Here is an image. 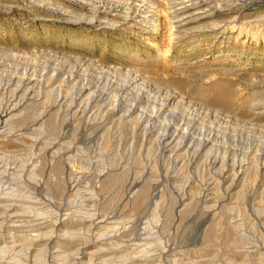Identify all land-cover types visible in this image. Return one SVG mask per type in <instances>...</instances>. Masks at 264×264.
Wrapping results in <instances>:
<instances>
[{"label": "bare ground", "instance_id": "obj_1", "mask_svg": "<svg viewBox=\"0 0 264 264\" xmlns=\"http://www.w3.org/2000/svg\"><path fill=\"white\" fill-rule=\"evenodd\" d=\"M22 1L27 8L41 9L46 19L86 22L98 29L115 28L118 24L138 27L144 33L160 29L158 28L159 20L156 18L158 14L155 15V4L160 0H73L75 4L67 0ZM164 1L168 6V25L176 35L202 29L204 32L220 36L228 29H241L242 24L236 18L228 21L210 19L207 23L202 22L216 12L217 6L212 4V0ZM149 45L155 46L156 43L152 42ZM136 81L135 78L126 79L123 82L125 84L122 83V85L126 88H136ZM51 93L56 94L53 100L50 99ZM7 94L8 96L5 97ZM125 95H116L108 88L100 89L98 84L81 82L76 73L65 75L64 72L55 71L46 66L39 71L28 67L19 72L7 74L0 62V115L7 117L3 125H0V155H3L0 156V217L1 219L4 216L15 218V220L26 222L28 224L26 227H31L27 230L28 238L25 237L29 245L25 248L27 252L37 250V246L42 243L45 245L46 242H41L42 240L72 241L73 247H76L74 254L68 252L72 255H69L71 264H108L113 258L116 264H143L148 263L149 260L158 261L157 258H160V264H178L180 260L176 258V254L169 252V230L177 220L181 222L183 214L190 209L191 204L186 202L187 194L185 193L193 190L198 191L195 194L198 199L203 196L202 211H209L217 220L221 212L226 215V221L216 223L218 225L215 231H218V235H215L214 242L222 232L229 233L233 235L230 246L235 248L234 253H244L249 249L246 244L251 235L249 236L248 233H251L256 225L260 229L258 239L262 241L264 239V184L258 194L259 197L250 204L244 203L236 211L237 208L235 206L236 209H234L232 203L235 204L234 196L243 195L242 197L245 198L248 193H254V189H251L249 185L244 187V181L253 168L255 175H264V156L260 161L252 164V159L248 157L237 160L235 156L229 159L224 154H212L213 156L204 157L200 172L205 170L208 172L210 164L216 166L217 171L206 176L205 179L201 175L200 181L193 179L188 172L189 179L186 180L184 179V176L187 178L185 167H189L191 157L187 156L192 147L191 144L197 142L196 150L193 149L195 150L193 156L203 157L206 151H210L214 146L216 135L206 134L196 137L189 135L188 124L192 121L191 119L185 127L167 131L171 122L163 124L161 118L167 115V108L180 98L181 95L178 92H168L160 107L152 108L147 115H144V110L141 108L137 114L134 104L125 103ZM29 102L49 107L56 105L70 111L77 120L93 124L94 129L84 137V142L77 141V137L69 141V145L65 146L67 148L63 149L59 136L52 137L47 133L49 126L45 122L49 117L47 113L49 109L40 110L32 119L33 122H28L30 119L25 115L24 108L20 109V106L26 107ZM257 105L253 104L250 108L253 117L261 113L260 110H256ZM108 115L110 118L107 120ZM43 118L45 121L43 120L39 125L34 123L37 119ZM14 121L17 123L15 125L19 126L17 130L11 126ZM122 122L132 123L126 133H123L120 128ZM79 129L80 125L76 127L75 132L78 133ZM49 132L51 134V131ZM135 136H138L140 141V144L136 145L137 151L132 149ZM147 137L149 139L145 145ZM128 142L130 143L127 144ZM145 146L156 147L158 152L166 155L173 167H177L173 172L165 173V179L173 183L171 188L179 196L176 206H165L164 201H160V189L153 195L143 196L145 188L148 190L161 181L159 165L156 156L152 153L155 149L147 148L146 155H141ZM48 166L50 168L47 171ZM8 168L12 169L10 173L7 171ZM128 176L132 179L123 190L121 185H117V180ZM108 178L113 180V183L110 182L111 187L107 186L110 184L106 182ZM182 179L186 180L184 185H182L183 182L180 184ZM253 179L256 181V177ZM69 183H72L73 189H71L79 193L78 196L80 195L83 200L81 206L74 203L75 199H72L73 196L77 198V194L72 193V198L71 194H68ZM237 184L240 186H236ZM38 188L44 191L42 197L36 194ZM111 198L115 199V202L106 210L109 203L107 201H110L106 199ZM53 202L58 205L57 208L60 206V209L61 206L66 205V209L57 210L56 213H52L54 209L35 212L38 207L30 205V203L40 205L39 208L43 209ZM128 208L132 216L130 218L128 216L130 212L126 213L129 218L125 221L124 217H120L125 215L124 209L127 212ZM119 209L122 211L119 216H116V210ZM144 209H148V212L142 213ZM11 210L13 212L10 213ZM31 213H33L32 216L30 215L31 220H26L25 217L27 218ZM133 226H137L135 230L137 233L136 235L134 233L135 236L131 233L132 238L129 244L123 246L113 243L112 240L120 239L122 236L124 238L126 233L128 235L127 228H133ZM108 241H112L113 244ZM23 245L24 243L2 245L0 255L10 253V262L13 260L11 264H23L22 258L21 260L14 258L24 250ZM125 250L130 251L123 258L124 256L119 254ZM231 256L230 252L228 258L232 259ZM213 258L200 260V264L220 263ZM231 263L235 264L232 261ZM5 264H9V261ZM24 264L27 263L24 262Z\"/></svg>", "mask_w": 264, "mask_h": 264}, {"label": "rangeland", "instance_id": "obj_2", "mask_svg": "<svg viewBox=\"0 0 264 264\" xmlns=\"http://www.w3.org/2000/svg\"><path fill=\"white\" fill-rule=\"evenodd\" d=\"M67 1L75 4L73 0ZM149 4L152 5V3ZM212 4L217 6L215 14L203 19L202 22L207 23L210 19L228 21L236 18L242 24L241 29H228L225 34H220V36L200 29L199 31L177 34L179 35L177 37L168 25V6L164 0L155 4V15L158 14L156 18L159 20L158 28L160 29L147 33L128 24H118L115 28L98 29L86 22H67L49 18L48 20L44 18L41 9L27 8L22 0H0V62L7 74L19 72L28 67L39 71L45 66L55 71L64 72L65 75L76 73L81 82L98 84L100 89L101 87L108 88L112 93L119 96L126 94L124 96L125 103L134 104L137 114L141 108L144 110V115H147L152 108L160 107L168 92H178L181 95L180 98L167 108V115L161 118L163 124L171 122L170 126L167 127L169 129L166 130L171 132L174 128L185 127L188 120L191 119L192 121L188 124L189 135L194 137L206 134L216 135L214 146L210 151H206L203 157L193 156L197 142L191 144L192 147L189 151L191 154L188 152L187 157L191 158L189 159V167H185L187 178L184 176V179L188 180L190 173L189 176L200 181L201 175L205 179L217 171V167L210 164L208 167L209 174L206 170L205 172L201 171V174L200 169L206 156L219 153V155L228 156L229 159L234 156L237 157V160L248 157L252 159V164L260 161L264 156V0H212ZM152 42L156 45H149ZM130 78L137 80L136 88H126L125 85H122L124 80ZM63 90L67 91L68 89L63 88ZM7 96L8 94L5 95V97ZM50 97L53 100L56 98V94L51 93ZM38 104L29 102L26 107L20 106V109L24 108L25 115L30 119L28 122H33L32 119L37 116L40 110L49 109L47 112L49 117L45 122L49 126L47 133L52 137L59 136L60 142L64 145H62L63 149L67 148L65 146H68L69 141H73L74 138L78 137L77 141L84 142V137L94 129L93 124L77 120L70 111L61 109L56 105L49 107ZM253 104H258L256 110L261 112L256 117H253L250 109ZM6 118V116L0 115L1 126ZM45 118L37 119L34 123L39 125L40 122L45 121ZM109 118L110 115L107 116V120ZM15 124L17 123L14 121L11 126L17 130L18 125ZM78 125H80V129L76 133ZM130 125H132L130 122L120 124L123 133L129 131ZM148 139L149 137H147L145 145L148 143ZM132 143L133 151H137L136 145L140 144L139 137L135 136ZM149 147L151 146H145L141 155H146L147 148L149 150L155 149V151L152 150V153L156 156L159 165L161 181L159 184L148 188L150 192L145 188L143 196L153 195L160 189V192L164 194L160 193V201L163 200L165 206H176L179 196L171 188L173 183L165 179V173L173 172L177 167H173L166 155L158 152L155 146V148ZM49 168L48 166L47 171ZM253 169L250 170L249 177L245 179L244 187L249 185L251 189H254V193H248L245 198L242 197L243 195L234 196L236 205L233 203L232 205L234 209L237 208L236 211L244 203L250 204L259 197L258 194L264 184V175H255ZM7 171L10 173L12 169L8 168ZM254 177H256V181H254ZM126 178L117 180V185H121L123 190L132 179L130 176ZM184 179L181 180L180 184L186 183ZM114 181L116 182V180ZM106 182L113 183V180L108 178ZM112 183L107 184V186L111 187ZM236 186L239 187L240 184ZM71 188L73 189L72 183H69L68 194H71V198L72 193L73 195L77 194L78 199L75 196L72 199H75L74 203L81 206L83 200L80 195L78 196L79 193H75ZM197 193L196 190L185 193V195L187 194L186 202H189L192 208L190 207L183 214L182 223L177 220L172 228H169V252L176 254V258L180 260L177 263L200 264V260L214 257L213 260H216L217 263L220 262L219 264H232L231 261L235 264H251V262L252 264H264V239L263 242L258 239L259 227L255 224L256 226L252 228L251 233H248L249 236L251 235L248 244H246L249 249L241 253L242 255L234 253L235 248L230 246L233 235L222 232L214 242L215 235H218V231H215L217 225L219 222L226 221L225 213L221 212V216L217 217L219 219L217 220L212 217L209 211H202L203 196L198 199L195 196ZM230 193L233 192L230 191ZM36 194L42 197L44 191L38 188ZM106 201L109 202L106 207L108 210L107 208L112 207L115 199H106ZM30 205L38 207L36 210L39 211L35 210V212L54 209L55 212L52 211V213H56L57 210L66 209V205L61 206V209L60 206L57 208L58 205L54 202L50 203V206L47 207L48 210L46 207L39 208L40 205L34 204V206L33 203ZM127 210L125 212L124 209L125 215L120 217H124L125 221H127L126 218L132 216L129 208ZM146 210L144 209L142 213H147L148 209ZM121 211L122 209L116 210V216H119ZM9 212L11 213L13 210ZM128 212L131 213H129V217L127 216ZM32 214H27L28 217L25 219L31 220ZM221 217L224 219H220ZM27 225L26 222L15 220V218L2 217L0 220V248L4 245L24 243V250L19 252L20 257L19 255L14 256L16 259L20 258L21 260L22 258L23 264L24 262L27 264L72 263L69 260V255L75 253L74 248L76 247H73L72 241L42 240L41 242H46L48 246L46 243L45 245L42 243L39 245L40 248L37 246V250L27 252L25 249L26 246H29L26 239L28 238L27 233H29L27 230L31 228L26 227ZM136 227H131L133 230L128 227L126 230L129 232L128 235L126 233L124 238L122 236L120 239L112 240L113 243H119L123 246L129 244L131 236L137 233ZM131 233L133 234L131 235ZM122 239H126V241ZM158 240L160 241V239ZM112 241L108 242L113 244ZM212 242L214 243L211 244ZM226 245L229 247L227 248ZM55 249L58 251L54 252ZM129 251L125 250L119 255L125 258L127 256L125 254ZM224 252L226 253L224 254ZM230 252L232 259L228 258ZM222 254L224 255L222 256ZM7 255H0V263L5 264L7 261L9 264L12 263L13 260L10 262V253L8 257ZM226 255L227 257H225ZM6 257L7 259H4ZM113 259L108 264H116V260ZM157 260H149L148 263L143 264H160V258Z\"/></svg>", "mask_w": 264, "mask_h": 264}]
</instances>
